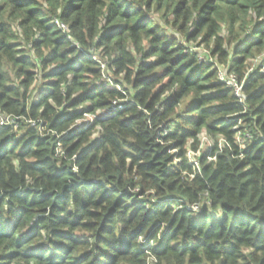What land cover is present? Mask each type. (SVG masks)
I'll use <instances>...</instances> for the list:
<instances>
[{"label": "trees", "instance_id": "1", "mask_svg": "<svg viewBox=\"0 0 264 264\" xmlns=\"http://www.w3.org/2000/svg\"><path fill=\"white\" fill-rule=\"evenodd\" d=\"M257 58L264 0H0V264H264Z\"/></svg>", "mask_w": 264, "mask_h": 264}, {"label": "built area", "instance_id": "2", "mask_svg": "<svg viewBox=\"0 0 264 264\" xmlns=\"http://www.w3.org/2000/svg\"><path fill=\"white\" fill-rule=\"evenodd\" d=\"M57 26L59 27L60 30L66 29L65 26H63V25H57ZM103 67L104 66L101 65V68H103ZM248 71L250 72L251 70L249 69ZM217 78H218V81L220 83H223L228 88L233 89L235 97H237V98L240 97V95L237 92V89H239V92L241 91L242 82H239L238 79H237V77L235 75H233V74H226L225 71H221L220 70L218 72ZM230 80L233 81V83H229ZM115 109H120V107H117L116 106V103H113V105H112V107L110 109H108L106 111H103V112H100V115L102 116V118H106L107 116H110L111 113H112V111H114ZM85 117H87V116H85ZM90 118H91L90 121H92L93 117H90ZM7 125H9V118L6 117V116H4V115H2L1 112H0V128H5V126H7ZM31 125H34V123H32ZM80 125H81V123L78 124V126H80ZM247 136L248 135H245V137H247ZM193 163H194L195 166L197 165V163L195 161H193ZM188 209L194 211V210H197V207H196V205H194V206H191ZM142 243H144V242L142 241Z\"/></svg>", "mask_w": 264, "mask_h": 264}, {"label": "clouds", "instance_id": "3", "mask_svg": "<svg viewBox=\"0 0 264 264\" xmlns=\"http://www.w3.org/2000/svg\"><path fill=\"white\" fill-rule=\"evenodd\" d=\"M109 83H111V81H109ZM229 83H233V81L230 80ZM237 92H238V94L241 96V98H243L244 93L239 92V89H237ZM28 123H34V122L30 120V121H28ZM209 143H211V141H209ZM243 147H244V144L241 143V144H240V148H243ZM197 155H198V153H197ZM188 156H189L190 159H193V160L195 159V156H193V154H192L191 152L188 153ZM240 158L243 159V156H241ZM197 167H199V165H197ZM70 207H71V206H70ZM196 207L199 208V205L197 204ZM164 225H165V226L167 225V221H164ZM134 226H135V225H133V227H134ZM41 235H42V238L46 240V239L48 238L49 233H48L47 230H44V231H42ZM140 239L143 240V237H141ZM154 243H155V242H154Z\"/></svg>", "mask_w": 264, "mask_h": 264}, {"label": "rangeland", "instance_id": "4", "mask_svg": "<svg viewBox=\"0 0 264 264\" xmlns=\"http://www.w3.org/2000/svg\"><path fill=\"white\" fill-rule=\"evenodd\" d=\"M202 54H204V53H202ZM204 57H205V54H204ZM255 62L258 63V65L261 64V66H262L261 71L264 73V63L262 62V58H257V59H255V60L252 61L253 64H255ZM252 67H253V66H252ZM250 70H251V69H250ZM100 116H101V115H100ZM91 117H92V116H91ZM101 117H102V116H101ZM90 119H91V118H90L89 116H87V117H85V120H83V121H81V122H79V123H81V125H82V124H83V125H88V124L91 123ZM86 120H87V121H86ZM79 123H78V124H79ZM78 124H77V125H78ZM201 141H202V143H206L205 139H203V138H202ZM221 141H222V140L219 141V145H220V146H221V144H222ZM201 147H202V146H201Z\"/></svg>", "mask_w": 264, "mask_h": 264}]
</instances>
